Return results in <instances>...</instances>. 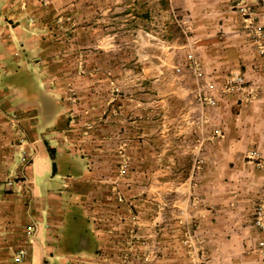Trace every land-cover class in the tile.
Here are the masks:
<instances>
[{"label":"rangeland","instance_id":"1","mask_svg":"<svg viewBox=\"0 0 264 264\" xmlns=\"http://www.w3.org/2000/svg\"><path fill=\"white\" fill-rule=\"evenodd\" d=\"M34 2L46 11L57 4L40 42L53 51L55 64L70 61L68 72L60 68L62 75L70 76L68 83L61 84L69 86L71 144L76 143L78 155L96 165L97 182L82 202L84 217H92L101 245L96 264H153L163 255L162 238L169 235L170 227L176 239L166 254L171 263L213 264V257L200 243L205 232L198 233L193 225L195 213L210 215L217 205L210 185L199 180L205 175V158L193 153L205 135L201 126L205 113L198 107L196 93L207 81L221 92L226 79L235 73L215 77L196 33L195 18L213 19L215 32L225 37L231 30L224 25L227 17L239 15L246 20V45L264 54V0ZM49 14L43 12L44 17ZM254 28L261 29V36ZM192 59L201 67L200 79L194 74ZM261 66L264 75V62ZM243 75L247 88L253 87L254 77ZM209 111L207 122L214 117ZM121 122L137 140L135 151L123 156V161L116 151ZM196 126L202 127L198 137ZM256 152L249 155L258 163L261 155ZM163 160L170 165L165 168L172 179L167 185L159 181ZM22 161H27L26 155ZM263 197L251 201L249 222L257 229L255 208ZM170 220L177 221L175 226ZM178 226L180 236L173 231Z\"/></svg>","mask_w":264,"mask_h":264},{"label":"crops","instance_id":"2","mask_svg":"<svg viewBox=\"0 0 264 264\" xmlns=\"http://www.w3.org/2000/svg\"><path fill=\"white\" fill-rule=\"evenodd\" d=\"M35 2L0 0V264H96L101 245L82 206L97 182L96 165L71 144L70 76L62 75L70 61L55 64L53 51L40 42L57 4L46 11ZM196 18V33L215 77L243 73L254 80L244 90L212 91L217 103L198 106L205 113V135L193 153L205 158L199 180L210 185L217 205L210 215L195 213L193 225L205 232L200 243L213 264H264V231L249 222L251 201L264 194V54L246 45V20L239 15L230 13L223 23L231 29L225 37L217 35L213 19ZM208 110L214 117L207 122ZM124 126L121 122L116 144L120 161L135 151L137 141ZM195 128L198 137L202 129ZM255 150L261 155L258 163L249 155ZM166 162L154 167L163 168L159 181L164 185L172 181ZM169 222L175 226L177 221ZM170 230L162 238L163 255L153 264H173L166 255L176 240ZM175 230L180 236L179 226Z\"/></svg>","mask_w":264,"mask_h":264},{"label":"built area","instance_id":"3","mask_svg":"<svg viewBox=\"0 0 264 264\" xmlns=\"http://www.w3.org/2000/svg\"><path fill=\"white\" fill-rule=\"evenodd\" d=\"M242 10L244 7L241 8ZM258 31V32H257ZM261 29L254 28V32H256V35L259 37L261 34H259ZM259 41V39L257 38ZM192 65L194 67V74L196 75L197 79L201 78V67L199 63L196 62V60L192 59ZM180 71V69H178ZM247 81L243 74L241 73H235L232 76L228 77L225 81L224 87L222 91H239L247 88ZM217 86L210 81H207L203 88H199L196 93V102L199 107L203 108L204 105H215L217 103L216 98L212 95V91H215ZM215 132L217 134L221 133V129H216ZM254 153H257L254 151ZM24 159V158H23ZM12 180H9L7 183L12 184ZM255 224L258 226L259 229L264 231V197L260 199V202L255 208ZM31 227L28 228L27 232H31ZM25 251H19V254L21 256L25 255Z\"/></svg>","mask_w":264,"mask_h":264}]
</instances>
